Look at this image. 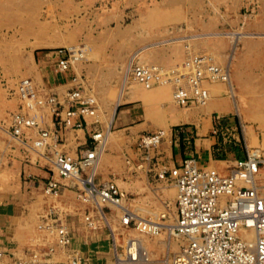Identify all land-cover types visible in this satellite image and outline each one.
<instances>
[{
  "label": "rangeland",
  "instance_id": "1",
  "mask_svg": "<svg viewBox=\"0 0 264 264\" xmlns=\"http://www.w3.org/2000/svg\"><path fill=\"white\" fill-rule=\"evenodd\" d=\"M59 49L75 51L80 61L48 88L44 76L49 72L57 74L51 53ZM195 56H210L230 72L229 83L207 87L211 94L207 106L179 107L171 101V88L164 86L167 97L154 96L145 105L134 102L119 106L110 128L112 134L107 135L111 110L121 92L144 87L131 75L133 62L171 69ZM23 81L32 82L43 97L55 94L60 101L78 85L92 93L98 102L99 123L92 126L93 120L89 118V127L83 129L87 132L84 147L96 145L91 138L94 132L105 136L97 183L114 181L131 199L137 213H165L164 224L171 226L176 218L175 187L156 182L153 176L148 181L145 172L135 170L127 160L135 158L134 144L149 132L163 130L164 139H170L169 129L161 124L166 121L167 107L172 106L180 112L196 113L198 121L206 126L203 131L213 124V131L221 139L231 137L232 133L240 135L248 154L264 158V0H0V194L11 198L16 211L12 226L22 240L11 257L5 248H0L5 255L4 264L50 250L53 253L49 262H67L58 250L57 238L43 230L44 220L50 214L68 221L74 236L72 247L85 253L91 264H115L116 249L109 228H85L87 214L95 216L97 210L81 197V192L64 188L56 195H46L36 177L20 170L22 164H39L67 184L60 180L48 151L34 144H29L32 148L25 146L11 135L10 118L19 110L17 88ZM155 89L163 88L156 85L147 91ZM213 103L237 105L242 120L236 112L212 111L205 115L204 111ZM34 114L38 115L42 129L48 124L53 126L50 106H39ZM130 114L136 116V121L119 127L122 117ZM135 125L141 126L131 128ZM231 125H237L235 131ZM203 131L199 134L201 139L207 137ZM68 133L70 140L80 137L84 141L83 131ZM57 149L62 151L61 146ZM228 165L231 164L223 163L224 171L216 170L227 174ZM260 175L264 180V169ZM139 187L145 191L140 192ZM104 212L118 236L121 259L131 237L143 244L145 258L149 260L144 264H170L182 244L166 229L152 238L141 237L122 228L118 219L121 212L115 207H105ZM153 219L157 220V216ZM97 250L102 254L98 255Z\"/></svg>",
  "mask_w": 264,
  "mask_h": 264
},
{
  "label": "built area",
  "instance_id": "2",
  "mask_svg": "<svg viewBox=\"0 0 264 264\" xmlns=\"http://www.w3.org/2000/svg\"><path fill=\"white\" fill-rule=\"evenodd\" d=\"M51 54L55 58L54 70L59 75L67 74L80 61L71 49H59ZM130 72L146 89L156 85L169 86L174 103L182 108L206 106L210 100L206 84L230 81L228 68L219 66L210 56H195L171 69L133 62ZM17 94L21 103L18 112L10 118L11 135L25 146L32 148L29 144H34L48 151L49 160L57 169L60 180L67 182L51 179L43 186V192L56 195L64 188L81 192V197L97 210L95 216L87 214L85 228L91 231L104 226L109 228L116 249L115 264H144L149 261L145 258L141 240L133 237L126 243L122 253L124 260H121L117 253L118 236L104 212L105 207H115L121 212L118 219L124 230L146 238L165 230L167 214L144 210L137 213L131 199L114 181L97 183V168L105 136L94 132L91 138L96 145L93 148L86 146L79 156L57 149L69 130L76 132L88 128L89 118L93 120L92 126L99 123L96 114L98 102L94 95L78 85L68 90L60 101L55 94L43 97L30 81L21 82ZM45 104L53 112L55 131L42 129L38 115L34 114L39 106ZM164 137L162 130L141 136L133 152L135 158H129L127 163L135 170L153 176L156 182L170 183L176 189V222L172 234L182 244L170 264H264V180L260 175L264 169V158L248 154L246 160L229 166L227 174L216 169H202L193 157L186 158L178 167L169 168L160 161L159 150ZM155 216L157 220L153 219ZM248 229L254 233L252 242L241 233ZM43 230L57 238L58 250L66 256L67 262H49L53 253L50 250L27 256L13 264H91L85 253L72 247L74 236L66 219L50 214L44 220ZM96 253L102 254L100 250ZM4 256L0 251V264H4Z\"/></svg>",
  "mask_w": 264,
  "mask_h": 264
},
{
  "label": "crops",
  "instance_id": "3",
  "mask_svg": "<svg viewBox=\"0 0 264 264\" xmlns=\"http://www.w3.org/2000/svg\"><path fill=\"white\" fill-rule=\"evenodd\" d=\"M46 80V86H50L48 88H52L53 85L56 84L57 80L60 79L59 74H55L53 72L47 73L44 76ZM222 84H206V87L213 88L214 86H219ZM163 88L161 91L155 89L154 91H147L144 87H134L131 89H124L118 101L120 103L117 105L118 101L114 104L110 118L107 124L108 131L107 135H111L112 131L110 130L116 109L125 104L141 102L142 104H147L150 99L154 96H159L161 98L167 97V91L164 86H158ZM157 88V87H156ZM145 89V90H144ZM209 90V89H208ZM210 92V91H209ZM171 98H172V90H171ZM211 100V94H210ZM209 100V102H210ZM174 104L173 99L171 100ZM208 102V103H209ZM176 105V104H175ZM208 105V104H207ZM206 105V106H207ZM20 107V104H19ZM206 108V107H205ZM167 116L166 121L161 124V127L165 129H169L170 133L164 139L160 147V161L163 164L167 165L169 168L178 167L182 164V162L186 158L193 157L197 160L198 165L202 169L215 168L218 170H223V163L231 164L228 166H232L237 161H244L247 159L248 153L247 150L244 149V146L241 143V136L237 134H230L228 138H220L216 136L217 132L213 131L212 128H207L202 122L198 121L199 116L193 112H180L174 106L167 107ZM212 111H216L220 114H228L232 112H236L241 120L242 117L240 115V111L238 110V106L234 105L233 107H225L224 103H213L210 108L208 107L205 111V115H209ZM136 121V116L133 114L123 116L121 121L118 123L119 127L125 128L128 124ZM199 122V123H197ZM190 124L189 127H183L179 129H174L175 126ZM175 125V126H173ZM141 125H135L131 128H137ZM171 126H173L171 128ZM10 128V127H9ZM233 131L237 128V125H231ZM48 131L57 130L56 125L53 123V126L48 124ZM83 131L84 133V141L78 137L75 141L70 140L69 133L65 134L64 142L60 145L62 147V151L64 153H68L74 156H79L80 153L84 150V144L87 143V132L85 129L77 130V132ZM160 131V130H159ZM163 131V130H162ZM206 132L207 137L199 138L200 132ZM155 132H149L148 134H153ZM215 134V135H214ZM224 135V134H223ZM250 141V137H249ZM138 141H136L137 143ZM136 143L133 146V152H135ZM31 162V161H30ZM20 170L24 173H29V177H36L38 182H40V187L44 186L49 180L56 179V175H52L49 171L44 170L43 167L39 164H22L20 166ZM224 171V170H223ZM146 174V173H144ZM148 181H149V175ZM42 185V186H41ZM140 192H144V188L139 187ZM67 191H70L67 189ZM1 193V192H0ZM69 210V208H68ZM16 216V211L14 209V205L11 203V198L7 194H0V248H5L9 256L13 255V249L19 248L22 244V240L18 238V232L16 227L12 226V220ZM78 239V238H77ZM79 243V242H77ZM21 244V245H20Z\"/></svg>",
  "mask_w": 264,
  "mask_h": 264
},
{
  "label": "bare ground",
  "instance_id": "4",
  "mask_svg": "<svg viewBox=\"0 0 264 264\" xmlns=\"http://www.w3.org/2000/svg\"><path fill=\"white\" fill-rule=\"evenodd\" d=\"M214 84H218V83H214ZM104 144H105V141H104ZM252 155V154H251ZM171 221V220H170ZM176 222V221H175ZM175 222H174V224L173 225H165L164 224V226H165V229L166 230H169L170 231V233H171V236H173V234H172V231H173V227L175 226ZM241 233H242V236L246 239V240H248V241H250V242H252L253 240H254V233H253V230L252 229H248V230H244V231H241ZM130 239H128L127 240V243H128V241H129ZM119 248H120V246H118V244H117V253L119 254ZM119 257H120V255H119ZM122 260V259H121ZM171 262V261H170ZM168 263V262H167Z\"/></svg>",
  "mask_w": 264,
  "mask_h": 264
}]
</instances>
